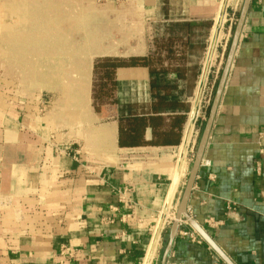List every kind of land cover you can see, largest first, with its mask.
Masks as SVG:
<instances>
[{
	"label": "crops",
	"instance_id": "0c3cea01",
	"mask_svg": "<svg viewBox=\"0 0 264 264\" xmlns=\"http://www.w3.org/2000/svg\"><path fill=\"white\" fill-rule=\"evenodd\" d=\"M224 2L0 0V264H145ZM243 2L227 0L225 12ZM155 24L166 38L171 26L185 27L176 31L171 54L156 51L149 34ZM200 31L210 43L194 38ZM153 53L164 67L160 88L153 93L149 67H119L112 99L97 108L96 58ZM216 57L206 88L216 82ZM156 94L169 102L158 106ZM123 116L160 123L146 126L147 142L120 146ZM202 118L200 108L195 128ZM198 133L151 264H228L191 220L233 264H264V0L249 6L189 195L190 217L176 225Z\"/></svg>",
	"mask_w": 264,
	"mask_h": 264
},
{
	"label": "water",
	"instance_id": "95a60500",
	"mask_svg": "<svg viewBox=\"0 0 264 264\" xmlns=\"http://www.w3.org/2000/svg\"><path fill=\"white\" fill-rule=\"evenodd\" d=\"M251 1L252 0H244L243 5L240 9L239 17H238L237 23H236L235 28H234L233 36H232V39H231L229 47H228V51L226 54V58H225L223 67L221 69V73H220L218 83H217V86H216V89L214 92V96H213L212 102L209 106L208 118L206 120L204 129L202 131V134H201V137H200L197 149H196V154H195V158L193 161V165H192L191 171L189 173L188 182H187L186 188L184 190V194H183L181 202H180L178 216H177V219L175 221L176 225L179 223V220L181 219L182 216H185L186 218L190 217L189 214L187 213V203H188L189 195L191 193V189H192L193 183L195 181V178H196V175L198 172V168H199V165L201 163V160H202V157H203V154H204L207 142H208L209 134L211 132V128L213 126L214 118H215V115H216V112H217V109H218V106H219V103H220V100H221V97H222V94H223V91H224V88H225V85L227 82V78L229 76V72H230L234 57H235V53H236V50H237V47L239 44V40H240L241 33L243 30L244 22H245L246 15H247L249 6L251 4ZM226 7H227V0H225V2L223 4L222 14L220 15L219 22L217 24L218 28L215 32V36H214L212 43H211V46H210V51H209L207 63L205 66L203 77H202V86H201L199 93H198V96H197V102H196L195 109L193 111L192 119H194V117L197 113L198 107L202 101V97L204 94V86H205L207 79H208V74H209L210 67H211V61L213 59V55H214V52H215L216 46H217L218 29L222 25L223 17H224L223 14L226 10ZM194 128H195V122L192 121L190 123L189 129H188V132L186 135V139H185V143L183 146L181 157L179 159L177 171H176L175 177L173 179L172 186H171L170 192L168 194L165 206L162 210V215L160 217L156 232L154 234V237H153V240H152V243L150 246V250H149L148 255L146 257L145 264H151L154 251L157 248V245H158V242H159V239L161 236V232H162V229H163L165 221H166V216H167L169 209L171 207V204H172V201H173V198L175 196V192H176L179 180H180L183 164H184V161L186 160L187 155H188V151H189V147H190V144L192 141ZM191 223L196 228V230H198V232H200V234L212 245V247L218 252V254L228 264H233L227 258V256H225L223 254V252L214 244V242L208 237V235L200 228V226L194 220H191Z\"/></svg>",
	"mask_w": 264,
	"mask_h": 264
},
{
	"label": "trees",
	"instance_id": "16d2710c",
	"mask_svg": "<svg viewBox=\"0 0 264 264\" xmlns=\"http://www.w3.org/2000/svg\"><path fill=\"white\" fill-rule=\"evenodd\" d=\"M170 25H168L169 27ZM208 27L210 24L207 25ZM171 34L168 38L163 39L161 42L156 39L155 43L156 51L161 50L165 47L168 48L169 54L172 53L170 45L177 38V32L185 29L181 24L171 26ZM190 29V28H189ZM177 31V32H176ZM155 51V53H156ZM160 54H151L148 56H132L129 58H123L118 56H104L95 59L94 63V83H93V100L97 108L100 105L109 102L112 99L113 90L116 87L115 71L119 67L125 66H147L151 73V88L154 90L160 88L161 82L158 75L164 71V67L161 65ZM158 106L166 105L169 100L165 96L160 94L155 95ZM155 105V106H157ZM209 107L206 112L208 113ZM148 119V120H147ZM160 118L144 116H123L120 118V129H119V145H134L135 143L147 142L144 140V133L146 126L151 124L153 127L159 125Z\"/></svg>",
	"mask_w": 264,
	"mask_h": 264
},
{
	"label": "rangeland",
	"instance_id": "374dc122",
	"mask_svg": "<svg viewBox=\"0 0 264 264\" xmlns=\"http://www.w3.org/2000/svg\"><path fill=\"white\" fill-rule=\"evenodd\" d=\"M240 8H238V10L234 11L232 9L230 10H227V12H225V22L221 25V28H220V31H222L223 33V38L221 39V41L219 42V44H217L216 46V51H217V55H219V57L217 58V60L214 62L213 64V68H212V72L211 74L212 77L215 76V84L212 83L213 80L210 81V84H208L206 90H205V98L202 102V105H201V108H202V119L200 120H203V123L201 121H199L197 123V127L194 128L195 131H194V134H193V139L194 137L196 138V135H197V131L199 132V137L196 141V143L198 144L200 140V137H201V134H202V130H203V126H204V122L207 118V115H206V110L207 108L210 106L211 102H212V99H213V96H214V92H215V85L217 83V80L219 78V75H220V72H221V69L223 67V64H224V61H225V58H226V54H227V51H228V47H229V44H230V41L232 39V36H233V32H234V28H235V25L237 23V20H238V17H239V12H240ZM80 17V16H79ZM83 24H78V27H79V30H80V27L82 26ZM160 24H155L154 26L151 27V30L149 32L150 36L152 37V40H156L158 39L160 42L165 39L167 36H166V32L164 30H162L161 26H158ZM15 34L17 33H21V30L20 31H14ZM208 32H201L197 35L194 36V38H196L197 36L201 38H204V39H208L209 43H210V40H209V37H208ZM63 34H65V32L63 31ZM50 35V34H49ZM53 35V34H51ZM5 37V28H1L0 29V37ZM218 43V42H217ZM5 49V48H4ZM16 65V64H15ZM196 123V122H195ZM196 148H197V145H196ZM196 151V149L194 150ZM189 158L192 160L193 159V152L190 154Z\"/></svg>",
	"mask_w": 264,
	"mask_h": 264
},
{
	"label": "bare ground",
	"instance_id": "6f19581e",
	"mask_svg": "<svg viewBox=\"0 0 264 264\" xmlns=\"http://www.w3.org/2000/svg\"><path fill=\"white\" fill-rule=\"evenodd\" d=\"M11 12H12V11H11ZM18 12H19V11H18ZM20 12H21V11H20ZM26 13H27V12H26ZM12 14H13V13H12ZM21 14H22V13H21ZM220 15H221V14H220ZM18 17H19V16H18ZM218 22H219V21H218ZM217 24H218V23H217ZM19 25H21V24H19ZM25 25H27V24H25ZM68 26H70V25H68ZM19 27H21V26H19ZM70 27H71V26H70ZM217 28H218V27H217ZM217 28H216V30H217ZM220 28H221V27H220ZM220 28L218 29V41H217V42H220L221 39L223 38V33H222V31H220ZM87 30H88V29H87ZM216 30H215V32H216ZM80 31H81V30H80ZM80 31H79V32H80ZM86 32H88V31H86ZM68 35H69V34H68ZM59 36H60V35H59ZM62 36H64V34H63ZM214 36H215V34H214ZM84 37H88V39H89V35H88V36H84ZM213 38H214V37H213ZM66 39H67V38H66ZM82 39H83V38H82ZM86 39H87V38H86ZM86 39H84V40H86ZM88 39H87V40H88ZM13 40H14V39H13ZM64 40H65V38H64L63 40L60 39L59 42H63ZM78 40H79V39H78ZM99 40H100V39H99ZM15 41H16V39H15ZM46 41H47V40H46ZM67 41H68V40H67ZM52 42H53V41H52ZM57 42H58V41H57ZM83 42H84V41H83ZM83 42H82V43H83ZM64 43H65V42H64ZM68 43H70V42H68ZM85 43H87V42L85 41ZM88 43H89V41H88ZM100 43H102V42H100ZM211 43H212V42H211ZM60 44H61V43H60ZM78 44H79V42H78ZM217 44H218V43H217ZM61 45H62V44H61ZM68 45H69V44H67V46H68ZM88 45H89V44H88ZM95 45H96V44H95ZM65 46H66V45H65ZM65 46H64V49H63V50H65ZM81 46H83V47H87V46H85V45H81ZM93 46H94V45H93ZM105 46H107V45H105ZM210 46H211V45H210ZM62 47H63V46H62ZM68 47H69V46H68ZM95 47L97 48V47H99V45H97V46H95ZM95 47H94V48H95ZM102 47H104V46H102ZM57 48H58V46H57ZM60 48H61V47H59V49H57V50H59L60 52H62ZM79 48H80V47H79ZM109 48H110V47H109ZM55 49H56V48H55ZM70 49H71V48H70ZM87 49H88V48H87ZM97 49L100 51V53H109V54L111 53V50H110L111 48H110V49H103V50H100L99 48H97ZM97 49H96V50H97ZM115 49H116V48H115ZM52 50H54L53 47H52ZM57 50H56V51H57ZM81 50L83 51V49H81ZM93 50H94V49H93ZM69 51H70V50H69ZM74 51H76V50H74ZM74 51H73V53H74ZM84 51H85V49H84ZM89 51H90V50H89ZM99 51H97V53H99ZM215 51H216V50H215ZM51 52H52V51H51ZM76 52L78 53V52H81V51H76ZM113 52H114V49H113ZM113 52H112V53H113ZM52 53H53V52H52ZM57 53H58V52H57ZM65 53L69 55V54H71L72 52H71V53L64 52V54H65ZM84 53H85V52H84ZM86 53H87V52H86ZM88 53H89V52H88ZM88 53H87V54H88ZM91 53H92V52H91ZM54 54H55V53H54ZM78 54H79V56H80V53H78ZM81 54H82V53H81ZM94 54H95V53H94ZM60 55H61V54H60ZM88 55L90 56L91 54H88ZM214 55H215V52H214ZM214 55H213V58H214ZM73 56H74V55H73ZM82 56H83V55H82ZM84 56H87V55L84 54ZM77 57H78V56H77ZM70 58H71V56H70ZM79 58H80V57H79ZM79 58H78V60L80 61ZM216 58H217V57H216ZM86 59H87V58H86ZM73 60H75V59H73ZM31 62H32V61H30V63H31ZM212 62H213V61H212ZM36 64H37V63H36ZM82 64H84V62H83ZM26 65H27V64H26ZM77 65H79V64H76L75 66L77 67ZM87 65H89V60H88V62H87V64H86V67H87ZM27 67L29 68L30 66L27 65ZM88 67H89V66H88ZM36 68H37V67H36ZM83 68L85 69V67H83V66L80 65L78 70H79V71H80V70H83ZM29 70H31V69H29ZM34 70H35V69H34ZM36 70H37V69H36ZM76 70H77V68H76ZM85 71H86V69H85ZM85 71H84V72H85ZM46 72H47V71H46ZM87 72L89 73V71H87ZM79 73H80V72H79ZM82 73H83V72H81L80 74L82 75ZM88 73H86V75H87ZM35 74H36V71H35ZM87 76H89V75H87ZM87 76H84V77H86V79H87ZM84 77H83V78H84ZM81 79H82V77H81ZM83 81H84V80H83ZM85 81H86V80H85ZM85 81H84V82H85ZM205 88H206V85H205ZM196 90H197V89H196ZM195 93H196V92H195ZM194 96H195V95H194ZM203 97H204V96H203ZM194 101H195V99H194ZM201 105H202V103H201ZM200 108H201V106H200ZM200 108H199V112L197 111V113H196L194 119H192V117H193V111H192V113L190 114V117H191V121H190V122H192V121L196 122V119H197V117H198L199 114H200ZM193 132H194V130H193ZM184 164H185V161H184ZM184 164H183L182 171H183L184 166H185ZM154 252H155V251H154Z\"/></svg>",
	"mask_w": 264,
	"mask_h": 264
},
{
	"label": "built area",
	"instance_id": "2783aa9c",
	"mask_svg": "<svg viewBox=\"0 0 264 264\" xmlns=\"http://www.w3.org/2000/svg\"><path fill=\"white\" fill-rule=\"evenodd\" d=\"M203 96H204V97H202V101H201V103L203 102V100H204V98H205V94H203ZM194 131H195V130H194Z\"/></svg>",
	"mask_w": 264,
	"mask_h": 264
}]
</instances>
